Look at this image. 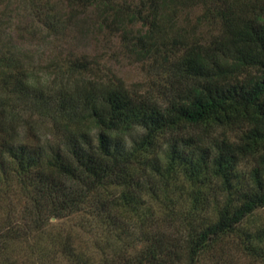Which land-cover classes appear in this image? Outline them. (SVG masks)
I'll return each instance as SVG.
<instances>
[{
	"label": "trees",
	"instance_id": "16d2710c",
	"mask_svg": "<svg viewBox=\"0 0 264 264\" xmlns=\"http://www.w3.org/2000/svg\"><path fill=\"white\" fill-rule=\"evenodd\" d=\"M4 1L12 0L0 6ZM46 2L66 12L62 19L47 10L40 22L47 34L115 39L124 58L166 73L168 92L153 96L119 78H91L95 61L88 54L71 55L53 71L29 65L17 48L0 51V186L14 181L21 194L20 219L0 221V264H36L45 257L39 244L52 220H108L117 210L140 223L152 218L155 212L142 209V192L151 198L177 171L193 185L207 176L220 179L223 190L234 193L236 166L253 158L248 194L235 207L231 199L220 208L214 201L216 220L187 233L179 250L150 234L139 237L146 245L130 260L98 262L201 264L204 253L264 208V0ZM191 11L199 12L197 24L218 20L220 34L210 42L193 38L179 24ZM239 124L249 126L240 143L223 139L203 147L199 139L193 146L186 134L191 127ZM190 202L189 217H199L205 201ZM48 238L50 249L60 245L58 255L76 260L67 240ZM254 239L264 240V230Z\"/></svg>",
	"mask_w": 264,
	"mask_h": 264
},
{
	"label": "rangeland",
	"instance_id": "374dc122",
	"mask_svg": "<svg viewBox=\"0 0 264 264\" xmlns=\"http://www.w3.org/2000/svg\"><path fill=\"white\" fill-rule=\"evenodd\" d=\"M34 1L35 3L30 5L27 0L26 3L24 1L19 3L17 0L1 3L0 11H3V14L0 15V51H5L4 49L13 51L17 48L27 56L29 65L38 69L50 67L53 71L71 55L88 54L95 61L89 77L99 81L119 78L129 89L145 91L153 96L167 94V74L149 68L148 63H134L124 58L117 40L106 43L101 37L99 40L75 37L73 32L67 30L55 36L47 34L46 30L40 28V22L47 10L50 14L55 13L60 17L66 12L62 5L56 4L51 8L46 0ZM254 9L256 13L261 12L259 6H255ZM198 14V11H191L186 17L180 16V27L194 33L193 38L210 42L220 34L221 25L218 20L197 24ZM248 129L247 124L213 128L197 126L188 129L186 134L192 137L190 141L193 146L201 139L202 146L206 147L210 142L219 143L223 139L240 143L242 135ZM197 157L198 155L195 156ZM255 167L256 162L253 158H246L236 166L239 189L234 193L233 190L225 192L220 179L207 176L203 184L193 185L182 172L177 171L171 174L164 189L156 188L157 193L150 195L152 199L149 198L150 191L142 192L143 211L149 209L148 213L151 211L155 213L152 218L149 217L141 223L130 215L123 217L118 210L112 212L108 220L97 221L88 216L52 220L53 228L42 235L43 241L39 244L45 249L46 256L40 257L36 264H98L99 261L105 260L106 262H122L125 258L130 260L140 245H146L144 238L141 244L137 242L139 237L150 234L155 235L164 245L179 250L187 233L200 231L206 222L216 220L218 209L213 210L214 201L218 203L219 208L229 199L232 200L233 207L239 205L250 190V173ZM154 180L147 185L155 187ZM193 197L201 198L205 202L203 206H199L200 212L197 214L199 217L191 219L190 200ZM20 216L21 194L15 187V182L9 181L7 186H0V221L7 217L20 219ZM259 230H264V208L256 210L238 225L234 233L223 237L213 250L204 253L200 263L264 264V240L254 239L255 232ZM245 234L252 238H246ZM48 237H56V241L60 242L67 240L69 247L78 255L76 260L58 255L60 245L54 249L55 251L53 248L50 249L44 241Z\"/></svg>",
	"mask_w": 264,
	"mask_h": 264
}]
</instances>
